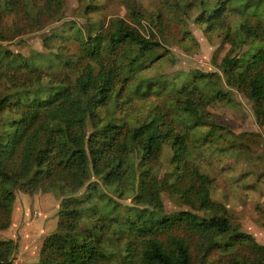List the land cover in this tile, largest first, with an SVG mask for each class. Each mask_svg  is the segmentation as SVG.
I'll return each mask as SVG.
<instances>
[{
  "label": "trees",
  "instance_id": "16d2710c",
  "mask_svg": "<svg viewBox=\"0 0 264 264\" xmlns=\"http://www.w3.org/2000/svg\"><path fill=\"white\" fill-rule=\"evenodd\" d=\"M250 1L244 5L251 7ZM263 2L255 0L249 11ZM199 4L196 21L207 33L225 30L223 37L235 44L264 40V19L243 15L232 30L224 0ZM64 5V0H0V228L9 225L15 188L51 191L61 196L58 222L34 264H108L103 237L113 223L115 240L122 243L119 264H264V245L232 224L211 197L212 177L188 159L186 125L176 127L156 105L133 123L98 113L125 86L133 95L139 85L131 87V79L165 47L151 27L140 30L122 16H110L85 34L68 24L43 41L73 39L77 53L59 51L50 58L41 53L38 62L2 44L44 20L60 19ZM128 8L133 19L146 18L159 30L157 12ZM220 68L225 83L244 91L264 118V42L225 54ZM218 80L215 73L197 71L173 86L177 114L220 125L208 121L205 109L214 100L232 101ZM166 145L169 167L161 173L154 162ZM162 190L193 210L165 212ZM110 192L131 200L121 203ZM15 249L13 239L0 238V264H13Z\"/></svg>",
  "mask_w": 264,
  "mask_h": 264
},
{
  "label": "rangeland",
  "instance_id": "374dc122",
  "mask_svg": "<svg viewBox=\"0 0 264 264\" xmlns=\"http://www.w3.org/2000/svg\"><path fill=\"white\" fill-rule=\"evenodd\" d=\"M258 1L260 3L263 0ZM64 2L60 19L44 20L37 29L23 32L11 40L3 41L2 44L30 58L29 60L38 62L41 60V56H38L41 53L49 58L59 51L71 55L77 53V43L73 39L62 43L53 38L49 45H45L43 41L52 30L66 29L68 24H72L78 34L80 32L85 34L90 26L105 25L110 16H122L131 20L140 30L145 31L147 27H151L157 36L163 38L165 47L157 49L154 60L131 79V87L139 85L138 90L132 95L128 86H125L119 96L99 108V115L133 123L146 117L149 110L156 105L157 109L169 115L176 127L186 125L189 149L187 157L212 177L211 197L224 206L223 212L232 224L252 233L256 240L264 245V118L257 116L253 100L244 91L229 87L225 83L220 68L225 54H241L252 50L264 40L235 44L230 38L223 37L225 30L216 29L207 33L196 21L200 0H64ZM206 2L214 4L222 3L223 0ZM224 2L226 3L224 19L232 30L243 15L253 20L264 19V2L258 4L253 12L249 10L254 8L255 0L250 1L251 7L244 5L247 0ZM128 4L141 8L145 15L146 11L157 12L162 22L158 25L159 30L146 23V18L139 21L133 19ZM183 7H186V11ZM68 29L71 33V27ZM197 71L215 73L219 77L220 87L231 92L232 101L214 100L206 105L205 109L210 113L208 121L220 125H209L205 119L184 120L177 114L172 88L180 85ZM91 125V121L88 120L86 129L90 130ZM170 155V147L166 145L158 160L154 162L161 173L169 167ZM83 191L84 188L79 189L76 195H81ZM14 192L10 222L7 227L0 228V238H11L16 242V249L12 255L13 264H34L39 257L44 237L57 226L61 196L43 190L27 192L15 188ZM110 195L124 204H129L131 200V197L124 195L118 197L111 192ZM161 198L165 212L193 210L165 190L161 191ZM195 211L204 214L202 210ZM112 225L117 224L113 223L107 228ZM107 228L103 245L110 254L108 264H119L122 243L115 240V226L108 230ZM216 255L217 252H213L211 256Z\"/></svg>",
  "mask_w": 264,
  "mask_h": 264
}]
</instances>
